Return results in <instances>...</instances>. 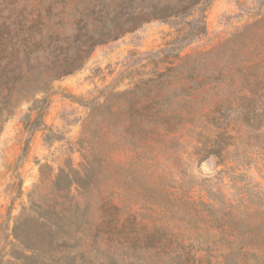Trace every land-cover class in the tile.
Returning a JSON list of instances; mask_svg holds the SVG:
<instances>
[{"label": "rangeland", "instance_id": "374dc122", "mask_svg": "<svg viewBox=\"0 0 264 264\" xmlns=\"http://www.w3.org/2000/svg\"><path fill=\"white\" fill-rule=\"evenodd\" d=\"M209 1L179 56L152 21L55 79L99 0H0V59L47 47L0 86V264H264V0Z\"/></svg>", "mask_w": 264, "mask_h": 264}, {"label": "trees", "instance_id": "16d2710c", "mask_svg": "<svg viewBox=\"0 0 264 264\" xmlns=\"http://www.w3.org/2000/svg\"><path fill=\"white\" fill-rule=\"evenodd\" d=\"M209 2V0H99L93 9H85L81 13V25H75L77 31H74L76 33L72 37L80 43L75 53L80 60L74 61L70 69L64 67L61 73L55 75V79L80 69L97 46L115 41L127 33L135 32L144 24L152 21L167 23L176 28L177 36L167 44L163 52L167 55L179 56L183 49L206 34V11L211 5ZM8 34L10 37L3 44L4 52L0 59V86L12 90L15 84L24 79V65L28 66L29 70L34 69L31 60L37 63L46 57L47 47L40 36L33 46V57H30L26 55L27 53L25 54V49L20 51L19 48L9 47L13 46V37L10 31ZM54 60H57V56ZM47 95L45 92L44 96ZM33 97L34 95L30 97L32 100L30 112L25 115L26 128L32 133L40 128L48 106V97L42 99ZM247 98L251 100L252 96ZM33 112L38 113L34 120L32 119ZM216 149L217 147L204 149L206 155H202L203 159L217 156Z\"/></svg>", "mask_w": 264, "mask_h": 264}]
</instances>
